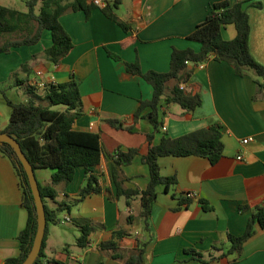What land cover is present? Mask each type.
Listing matches in <instances>:
<instances>
[{
  "label": "crops",
  "instance_id": "1",
  "mask_svg": "<svg viewBox=\"0 0 264 264\" xmlns=\"http://www.w3.org/2000/svg\"><path fill=\"white\" fill-rule=\"evenodd\" d=\"M221 1L237 0H122L116 12L129 30L108 18L101 6L88 18L85 11L68 12L60 20L73 40L72 51L58 65L51 63L44 57V51L52 44L51 33L45 31L36 45L0 54V85L4 83L12 89L17 78L60 84L74 74L83 104V115L74 129L100 133L111 154L118 149H138L133 162L122 169V182L125 189L144 190L150 175L142 157L148 152L147 135L154 133V127L147 119L136 122L134 117L140 102L152 98L153 88L142 77L129 73L125 63H138L143 72H168L174 48L200 50L201 45L188 37L206 19L211 5ZM252 1L262 5H246L251 27L249 47L255 60L264 66V0ZM222 36L233 40L235 27L224 28ZM25 63H30L29 72L20 70ZM17 72L18 76L13 77ZM182 85L186 92L199 93L202 103L193 112L178 104L164 106V125L155 133V142L165 133L177 138L220 123L224 156L216 164L196 156L160 158L162 176H176L177 184L169 192L159 188L148 232L141 219L139 197L132 200L130 208L124 198L117 199L111 158L103 156L94 168L105 191L81 200L79 191L86 176L85 169L79 167L68 186H57L56 200H46L50 209L66 203L68 208L58 220L68 216L71 222L49 223L41 264H129L126 259L140 250L142 264H230L232 255L202 262L194 260L186 250L217 255L213 248L219 247L226 252L228 235H242L253 210L264 205V90L254 73L237 76L231 65L217 61L204 68L195 67L188 83ZM149 112L146 109L142 115ZM109 120L125 128L118 129ZM8 121L0 107V133ZM245 139H250L247 144L243 143ZM35 173L42 186L51 183L52 170L38 169ZM186 195L190 204L181 205V197ZM130 215L134 218L132 223L127 222ZM27 220L20 178L11 160L0 151V264L19 255L18 236ZM86 221L104 228L93 232L89 245L81 248L77 238ZM115 232L126 234L113 240ZM112 240L122 259L101 250L102 243ZM232 264H264V229L257 225L256 234L245 243L242 257Z\"/></svg>",
  "mask_w": 264,
  "mask_h": 264
},
{
  "label": "trees",
  "instance_id": "2",
  "mask_svg": "<svg viewBox=\"0 0 264 264\" xmlns=\"http://www.w3.org/2000/svg\"><path fill=\"white\" fill-rule=\"evenodd\" d=\"M102 8L104 14L117 22L123 29L129 26L121 22L117 15L122 0H107ZM252 4L261 7V2L252 0L221 1L211 5L206 19L197 25L188 37L197 41L201 48L195 51L192 48H174L171 55L170 69L161 73L156 71L143 72L138 63H125L126 70L142 77L153 88L150 100H142L135 114V121L140 118L147 119L154 127V133L147 135L148 152L142 161L149 167L150 180L144 190H131L123 187V167L130 165L138 149H118L111 154L107 151L100 133L77 131L75 122L83 115L82 96L79 82L74 74L65 83H46L43 88L27 80L15 81L16 86L25 85L30 98L24 102H13L6 97V85H0V95L6 97L11 107V115L6 128L2 133L15 138L20 144L34 170L50 169L53 171L51 183L46 186L39 184L41 195L45 204L47 228L43 246L39 257L34 264H41L50 222L58 223V216L67 207L66 203H58L56 209H50L46 200H56L58 197L57 186H68L75 178L79 167L85 169L86 182L80 188L79 196L83 199L91 194L105 191L98 181L94 168L99 166L103 156L111 158L115 164L112 175L117 187V199L124 198L128 208L132 200L139 197L141 202V219L145 231H149V218L152 208L157 200L159 188L164 187L169 192L172 185L177 184V177H164L161 174L159 160L162 157H188L196 156L207 158L216 164L224 156L225 145L222 141V125L214 124L208 128L192 132L177 138L169 137L165 132L159 142H155V133L159 132L164 123L162 108L171 104H178L187 112L195 111L202 103L197 92H186L181 88L188 83L193 75L194 68L201 63L211 61L225 62L234 68L237 76H247L254 73L257 83L264 90V66L252 56L249 47L250 22L246 5ZM27 10L21 11L14 7L0 5V38L6 34L20 33L16 39L8 38L0 42V54L10 53L13 48L36 45L45 31H49L52 44L44 51V55L54 65H58L73 49L74 43L61 23V17L68 12L85 11L87 18L97 8L94 0H27ZM229 25L236 29L233 40H225L222 30ZM114 59L120 57L110 54ZM37 56H33V59ZM22 72L30 71V63H25L20 69ZM18 72L12 76L17 77ZM170 83H173L170 85ZM40 90V91H39ZM63 107V109L58 108ZM150 109L146 115L144 110ZM118 129L125 128L123 124L114 120L108 121ZM131 131V128H126ZM0 151L13 163L21 181L23 189V206L28 212L26 227L19 233L20 253L16 257L5 260L4 264H23L32 250L38 230V213L34 195L29 183L28 175L14 148L7 143H0ZM181 205L190 204L189 195L181 197ZM134 218L128 216L127 222L132 223ZM257 225L264 229V205L256 207L252 217L242 235H228L229 248L226 252L219 247H214V254H204L195 249H187L194 260L213 262L219 258L233 256L230 264L236 263L243 255L245 243L257 232ZM99 227L91 221H86L81 226V235L77 238V245L85 248L90 243V236ZM124 232H115L113 240L122 238ZM104 242L101 250L108 252L112 258L119 259L123 256L117 253L115 241ZM220 252V253H219ZM143 250L126 259L127 263L142 264ZM61 264V263H57Z\"/></svg>",
  "mask_w": 264,
  "mask_h": 264
},
{
  "label": "water",
  "instance_id": "3",
  "mask_svg": "<svg viewBox=\"0 0 264 264\" xmlns=\"http://www.w3.org/2000/svg\"><path fill=\"white\" fill-rule=\"evenodd\" d=\"M0 143L10 144L14 148L15 152L17 153L28 175L29 183H30L33 195H34L37 213H38V230H37V234L34 240L32 250L29 253L27 259L23 263V264H34L40 255L43 242H44L46 228H47L46 209H45V204H44V201L41 195L39 182L37 180L34 168L32 167L28 158L24 154L17 140L13 138L12 136L8 135L7 133H0Z\"/></svg>",
  "mask_w": 264,
  "mask_h": 264
},
{
  "label": "rangeland",
  "instance_id": "4",
  "mask_svg": "<svg viewBox=\"0 0 264 264\" xmlns=\"http://www.w3.org/2000/svg\"><path fill=\"white\" fill-rule=\"evenodd\" d=\"M26 1L27 0H0V4H8L9 6H12L18 10L21 11H26L27 6H26ZM19 36H21L20 33H15V34H6L4 37L0 38V42L2 43L6 39H16ZM46 57V56H44ZM6 97L13 102H24L30 98V95L27 92V88L25 85H19V86H14L12 89L7 88L6 89ZM6 97L3 95H0V107L3 108L4 114H6L8 120L11 115V107L8 105ZM5 120V119H3Z\"/></svg>",
  "mask_w": 264,
  "mask_h": 264
},
{
  "label": "built area",
  "instance_id": "5",
  "mask_svg": "<svg viewBox=\"0 0 264 264\" xmlns=\"http://www.w3.org/2000/svg\"><path fill=\"white\" fill-rule=\"evenodd\" d=\"M94 3H95L97 6H101V7H104V6L106 5V3H105L104 1H102V0H94ZM205 65H206V63H201V64H199V66H200L201 68H204ZM41 74H42L41 72L38 73V75H41ZM33 84H36L38 87L43 88V87L45 86L46 83H44V82H40V83L35 82V83H33ZM181 88L184 89V86L182 85ZM163 129L166 130L165 127H164ZM249 140H250V139H245V140H243V143H244V144H247V143L249 142ZM239 159H240V158H239ZM69 222H71V219H70V217H68V216H66L65 218H63L62 220L59 221V223H61V224H66V223H69Z\"/></svg>",
  "mask_w": 264,
  "mask_h": 264
}]
</instances>
